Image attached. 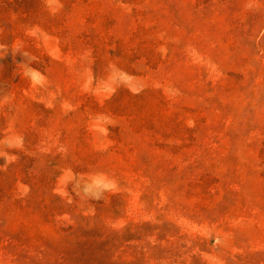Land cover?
Segmentation results:
<instances>
[{"label": "rangeland", "instance_id": "obj_1", "mask_svg": "<svg viewBox=\"0 0 264 264\" xmlns=\"http://www.w3.org/2000/svg\"><path fill=\"white\" fill-rule=\"evenodd\" d=\"M263 138L264 0H0V264H264Z\"/></svg>", "mask_w": 264, "mask_h": 264}, {"label": "trees", "instance_id": "obj_2", "mask_svg": "<svg viewBox=\"0 0 264 264\" xmlns=\"http://www.w3.org/2000/svg\"><path fill=\"white\" fill-rule=\"evenodd\" d=\"M21 1H23V0H21ZM205 122V121H204ZM198 137H199V134L197 133V131H194V132H192V135H191V137H190V140L191 141H196L197 139H198ZM261 145H263L264 146V138L263 139H259V140H257ZM217 143H218V141H216ZM84 243H86L85 241H84V239H82L81 237H79L77 240H76V242H75V244L76 245H81V244H84Z\"/></svg>", "mask_w": 264, "mask_h": 264}]
</instances>
